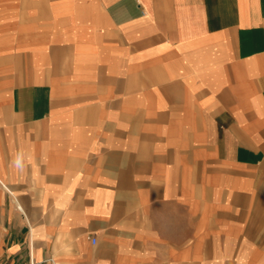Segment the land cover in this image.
<instances>
[{
	"label": "crops",
	"instance_id": "0c3cea01",
	"mask_svg": "<svg viewBox=\"0 0 264 264\" xmlns=\"http://www.w3.org/2000/svg\"><path fill=\"white\" fill-rule=\"evenodd\" d=\"M0 264H264V0H0Z\"/></svg>",
	"mask_w": 264,
	"mask_h": 264
},
{
	"label": "built area",
	"instance_id": "2783aa9c",
	"mask_svg": "<svg viewBox=\"0 0 264 264\" xmlns=\"http://www.w3.org/2000/svg\"><path fill=\"white\" fill-rule=\"evenodd\" d=\"M95 241V240H94Z\"/></svg>",
	"mask_w": 264,
	"mask_h": 264
}]
</instances>
